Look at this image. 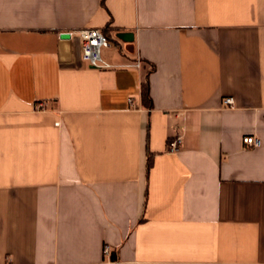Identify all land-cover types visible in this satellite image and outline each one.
Here are the masks:
<instances>
[{
    "label": "crops",
    "instance_id": "crops-1",
    "mask_svg": "<svg viewBox=\"0 0 264 264\" xmlns=\"http://www.w3.org/2000/svg\"><path fill=\"white\" fill-rule=\"evenodd\" d=\"M103 261L264 264V0H0V264Z\"/></svg>",
    "mask_w": 264,
    "mask_h": 264
},
{
    "label": "built area",
    "instance_id": "built-area-1",
    "mask_svg": "<svg viewBox=\"0 0 264 264\" xmlns=\"http://www.w3.org/2000/svg\"><path fill=\"white\" fill-rule=\"evenodd\" d=\"M70 36L75 34L81 40V57L84 62L87 63L88 66L94 67L99 70H107L109 68L116 67H132V68H141L142 67V59L141 57H137L136 60L132 63L122 64V66L115 65L111 63L108 59L103 56V51L112 45V42L108 38V36L103 32L100 28H82L78 29L76 32H69ZM133 102V99H130ZM223 104L229 107H233L235 104V98L231 96H227L224 98ZM59 124V123H57ZM245 144L248 148H254L261 145V139L254 136H246L243 138ZM169 149L171 151H176L181 147L182 141L181 137L177 136L169 141ZM111 253V247L106 245L104 248V255L109 256ZM98 264H106V261L99 262Z\"/></svg>",
    "mask_w": 264,
    "mask_h": 264
},
{
    "label": "trees",
    "instance_id": "trees-1",
    "mask_svg": "<svg viewBox=\"0 0 264 264\" xmlns=\"http://www.w3.org/2000/svg\"><path fill=\"white\" fill-rule=\"evenodd\" d=\"M142 85H143V87H142V99H143L146 106H151L152 99L150 98V84H148L147 78L145 79V81L143 82ZM151 165H152V159L150 157L148 160V169L151 167Z\"/></svg>",
    "mask_w": 264,
    "mask_h": 264
},
{
    "label": "water",
    "instance_id": "water-1",
    "mask_svg": "<svg viewBox=\"0 0 264 264\" xmlns=\"http://www.w3.org/2000/svg\"><path fill=\"white\" fill-rule=\"evenodd\" d=\"M70 34L68 32H63L61 34V46H60V51L63 54H67L68 56L70 55V48H71V43L69 41ZM65 59V58H64Z\"/></svg>",
    "mask_w": 264,
    "mask_h": 264
}]
</instances>
